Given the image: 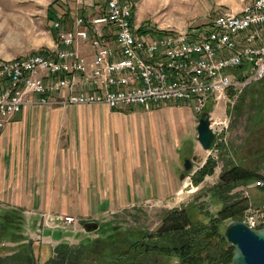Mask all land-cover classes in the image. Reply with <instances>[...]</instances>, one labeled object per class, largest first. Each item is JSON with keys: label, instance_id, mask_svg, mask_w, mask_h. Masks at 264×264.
<instances>
[{"label": "built area", "instance_id": "1", "mask_svg": "<svg viewBox=\"0 0 264 264\" xmlns=\"http://www.w3.org/2000/svg\"><path fill=\"white\" fill-rule=\"evenodd\" d=\"M136 8V0H105L104 10L77 13L72 26L55 21L56 45L46 53L0 61V131L25 106L150 109L152 103L185 100L202 114L209 103L239 96L264 78V0L239 11L219 10L199 26L163 29L158 37L137 19ZM260 177L253 184L264 187V171ZM240 220L264 227V202L248 205Z\"/></svg>", "mask_w": 264, "mask_h": 264}, {"label": "rangeland", "instance_id": "2", "mask_svg": "<svg viewBox=\"0 0 264 264\" xmlns=\"http://www.w3.org/2000/svg\"><path fill=\"white\" fill-rule=\"evenodd\" d=\"M53 1L0 0L1 62H11L16 57L29 56L55 47L57 41L56 33L52 30L55 21L48 19L47 15L48 7ZM77 1L79 0H64V3L66 6L73 3V10H76V6L79 5ZM83 1L79 2V13L87 15L85 7L91 6L87 5L86 0ZM136 1L138 2V8H136L137 19L146 24L149 30H151L152 36L158 37L161 34L158 30L171 27L173 29L185 30V28L199 26L210 22L217 11L223 9L239 11L251 0ZM81 5L83 6L81 7ZM94 6L97 7L96 9H99V13L105 8L104 3L101 1L95 2ZM55 7L60 9L58 4ZM69 20H67V26L70 24ZM157 28L158 30L156 31L155 29ZM241 93L239 96H235L227 101H220L219 103L211 102L207 107L210 109L212 127L214 126L220 131L216 143L220 145L222 142L224 143L225 150L223 154H220L216 149L208 151L202 147L198 140L197 132V125L201 114H197L189 102L185 100H176L172 103L161 102L159 103L162 106L160 111L156 109L159 106L152 103L151 107L153 110L151 111L154 113L152 115H155L153 119L148 116L151 113L144 111L141 107L125 108L126 114L123 116L125 119H121V121L124 124L123 126L127 128L126 136L128 137L125 139L126 142L135 137L134 145L139 146L140 144L141 147H144L147 141L149 142L151 139H154L156 135L160 136V133L167 134L171 132L174 135L173 137L172 135L164 134V139L165 142L171 144L172 148L175 149V154L178 155V149L181 153L180 172L185 177L183 179L179 177V189L174 192L170 191L166 194L155 195L148 200H143L140 203L122 209L109 210L105 213L100 212L95 218L83 219L84 222L79 221L75 225L76 227L62 226V224L58 228H52V238L56 240L61 236L66 237L67 239L63 241L69 243L74 248L87 246L86 255L95 264H98L103 258L100 256V253H94L91 249L98 248L97 250H102L103 244L100 238L103 237L104 227L116 228L115 231H120L126 235L127 243H132L135 235L142 237L148 232L157 236L159 234L158 229L163 224L164 213L173 208H182L190 203L201 209L194 211L195 218L207 221L206 211L215 214L220 205L214 203L209 195L197 197L198 193L201 189L208 188L219 180L223 164L228 159H232V162L243 167L257 169L260 173L264 171V78L250 82ZM37 96L33 95L34 98ZM70 125L77 128L79 125L78 119L72 118L68 127ZM129 135L133 137L130 139ZM121 139L123 138L119 134L115 138L112 131H109V135L106 137L104 135L100 139V152L102 155L115 153L116 142H118L120 150L121 146L125 143V140L120 141ZM210 154L218 159V165L215 167L213 174L207 175L197 185L193 182L192 177L194 176L192 175L203 166V163H205ZM187 158L192 162L193 167L190 170H186L184 167ZM253 183L240 184L232 192L233 194L240 193L242 196L247 197L248 205L262 204L264 202V187L255 186ZM232 221L235 220L229 218L224 221V232L227 225ZM88 222H97L100 225L98 230L86 232L84 227ZM47 235L46 231L42 234L44 237ZM155 239L153 238V240ZM7 241L11 242L10 239H7ZM127 243L118 245V250L126 251L127 247L125 245ZM16 245L6 244L3 247L6 252H9L13 251ZM53 245L57 244L53 242ZM151 245H153V242ZM50 248L51 246L47 245V249L44 252L50 253ZM223 248L225 246L222 243V246L220 244V249L222 250ZM38 252L41 254L42 247L38 246ZM233 253L235 254V248ZM5 254L3 253V255ZM43 257L45 258L46 254H43ZM110 259L108 258L107 260ZM170 263L179 264L175 261H169V258L163 253L151 250L144 264Z\"/></svg>", "mask_w": 264, "mask_h": 264}, {"label": "crops", "instance_id": "3", "mask_svg": "<svg viewBox=\"0 0 264 264\" xmlns=\"http://www.w3.org/2000/svg\"><path fill=\"white\" fill-rule=\"evenodd\" d=\"M86 1L105 5L104 0ZM73 6L71 3L68 7L74 17L80 9L76 6L73 10ZM96 8L85 7L87 16L97 15ZM134 107L150 112L151 119L155 117L152 107ZM125 108L25 106L0 131V217L13 211L20 214L18 233L24 237L22 242L33 241L40 262L53 256L58 244L67 243L63 236L54 240L52 228L62 224L76 227L79 221L95 218L100 212L122 209L179 189L181 153L178 149L175 154L164 139V134L172 133H160L144 147L134 145L136 138L132 135L126 142L127 128L121 121L125 119ZM72 118L78 119L77 128L68 127ZM109 131L115 138L119 134L125 143L121 152L116 142L115 153L102 155L100 139ZM48 215L73 216L76 221H49ZM45 231L48 235L44 237ZM6 244L18 243L0 241V255L13 252L4 250ZM47 245L51 246L48 254L44 252ZM38 246L42 247L41 254L37 253Z\"/></svg>", "mask_w": 264, "mask_h": 264}, {"label": "trees", "instance_id": "4", "mask_svg": "<svg viewBox=\"0 0 264 264\" xmlns=\"http://www.w3.org/2000/svg\"><path fill=\"white\" fill-rule=\"evenodd\" d=\"M56 4L60 9L55 7ZM68 6L65 5L64 0H54L48 7V19L60 21L65 27L72 26L73 16L70 15ZM67 20L69 26L66 24ZM143 25L146 26L145 23ZM52 30L57 34L58 30L54 25ZM158 32L164 31L158 30ZM46 51L47 49L39 53L44 54ZM205 111L210 112V109L206 108ZM216 150L223 154L224 143L222 142L221 145L216 143ZM217 165L218 159L210 154L205 164L192 175L193 182L199 185L207 175L214 173ZM260 176L261 173L257 169L243 167L228 159L223 164L219 180L198 193L197 197L209 195L214 203L220 205L215 214L206 211L207 221L195 218L194 211L200 208L190 203L182 208L166 211L157 236L148 232L142 237L135 235L132 243H127L126 235L115 231L116 228L104 227L103 237L100 238L103 244L102 250L92 248L91 251L100 253L103 258L98 264H144L151 250L163 253L169 261L179 264H230L235 247L225 239L223 224L229 218L239 220L248 207L247 197L240 193L233 194L232 190L240 184L254 182L261 178ZM21 220L20 214L14 211L0 217V241L10 239L11 242L18 243L13 252L0 255V264H95L86 255L87 246L74 248L69 243L58 244L53 250V256L45 262H40L34 253L33 241L22 242L24 237L18 233L21 229ZM124 243H127L126 251H119L117 246ZM222 243L225 248L221 250ZM108 258L111 259L107 260Z\"/></svg>", "mask_w": 264, "mask_h": 264}, {"label": "water", "instance_id": "5", "mask_svg": "<svg viewBox=\"0 0 264 264\" xmlns=\"http://www.w3.org/2000/svg\"><path fill=\"white\" fill-rule=\"evenodd\" d=\"M198 140L205 150L216 149L217 132L212 127L210 112L204 111L197 125ZM186 170L192 169L190 159L185 160ZM184 174L181 175L183 179ZM97 222L86 223L84 230L93 232L98 230ZM225 239L235 247V254L231 264H264V227L256 229L241 220L230 222L224 232ZM177 264V263H170Z\"/></svg>", "mask_w": 264, "mask_h": 264}]
</instances>
